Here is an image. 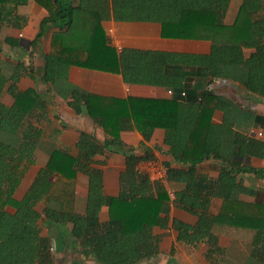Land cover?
Listing matches in <instances>:
<instances>
[{
	"label": "trees",
	"instance_id": "trees-1",
	"mask_svg": "<svg viewBox=\"0 0 264 264\" xmlns=\"http://www.w3.org/2000/svg\"><path fill=\"white\" fill-rule=\"evenodd\" d=\"M30 0H0V27L19 28V7ZM46 11L39 32L30 45L36 47L52 29L51 50L43 56L40 73L48 90L78 114L87 113L90 96L70 82L71 67L121 74L126 84L164 87L170 98L130 97L128 111H97L94 125L115 143L123 144L121 129L132 121L146 141L155 130L165 131L164 144L178 166L167 165L171 183L184 185L174 206L198 217L195 226L174 222L179 241L198 246L210 237L207 258L216 264L220 250L213 229L227 226L255 232L258 253L264 257V203L247 202L252 187L239 175L241 160L263 159L264 140L254 137V126L264 127L259 116L232 99L209 89L196 94L189 78L177 69L205 70L211 81L238 82L245 92L264 98V0H239L232 23L226 18L233 0H78L62 5L60 0H34ZM154 22L162 25V37L201 40L212 44L207 55L112 47L102 22ZM7 44L21 41L7 38ZM247 50L251 53L247 54ZM186 74V73H185ZM33 64L0 56V193L12 179L13 164L33 165L45 128L46 96L32 87L21 90L23 77L36 79ZM185 92V96L182 93ZM8 93L12 106L1 102ZM217 113L221 122H215ZM78 153L54 149L47 165L22 199L11 198L0 213V264H52L53 242L44 236L38 221L67 226L71 235L98 264H134L160 253L156 227L166 228L171 207L166 188L138 169L153 156H126L118 196L104 192L103 172L94 167L95 158L106 146L92 134L81 132ZM213 158L222 164L217 178L199 172V166ZM250 171L264 176V169ZM88 176L89 196L84 215L76 211L78 176ZM213 198L223 200L218 214L210 212ZM38 205L43 206L39 214ZM107 207L110 220L100 221Z\"/></svg>",
	"mask_w": 264,
	"mask_h": 264
},
{
	"label": "crops",
	"instance_id": "crops-1",
	"mask_svg": "<svg viewBox=\"0 0 264 264\" xmlns=\"http://www.w3.org/2000/svg\"><path fill=\"white\" fill-rule=\"evenodd\" d=\"M78 0H60L62 5H72ZM241 2L233 0L228 12L226 22L232 23L237 16ZM17 15L22 18L19 28L0 27V56L12 61H24L33 64L37 70L36 79L23 77L19 82L21 90L36 88L40 94L46 96L48 105L45 109L43 127L45 133L36 151L33 165L13 164L12 179L5 183L0 193V213L6 209L11 198L22 199L26 191L35 181L38 173L44 168L54 149H64L77 155V143L81 132L92 134L98 141L106 146V153L95 158L94 167L103 172L104 192L107 196H118L121 190V174L126 169V156L130 150L138 157L147 154L153 156L154 161L164 165L178 166L174 157L169 154V148L164 144L165 131L155 130L150 140L146 141L138 132L132 121L124 122L121 129L123 144L115 143L110 137L94 125L92 116L97 111H128L130 97L144 98H170L169 89L144 85L126 84L121 74L106 73L80 67H71L70 82L88 92L90 105L87 113L78 115L58 95L50 92L47 85L41 80L43 56L51 50L52 35L57 29H52L41 39L36 47L30 42L34 40L40 29V24L46 16V11L34 0L25 6L19 7ZM102 28L112 47L132 48L139 50L169 51L196 55H207L211 52L212 44L209 41L169 39L162 37V25L154 22H122L115 19L102 22ZM109 31H112L110 33ZM7 38L21 41L20 46L12 47L5 42ZM247 54L251 50L246 51ZM177 73L189 78L190 89L201 94L214 84L216 94L224 95L244 108L250 109L259 116H264V98L245 92L238 82L226 80L225 84H218L219 80L211 81L205 70L177 69ZM186 73V74H185ZM221 80V79H220ZM1 102L12 106L14 99L8 93L2 96ZM215 122H221L222 114L217 113ZM253 129H264L261 125ZM264 140V138H263ZM244 172L239 178L244 184L253 188L251 195H241L247 202L264 203V176H258L250 169H264L263 159L241 160ZM145 161L138 164V169L144 173ZM199 172L212 178H217L221 172L222 164L210 158L199 166ZM79 184L76 190V211L84 215L87 207L89 178L84 174L78 176ZM176 199L182 197L184 185L171 183ZM223 200L213 198L210 212L218 214L222 208ZM36 211L41 214L43 206L38 205ZM169 224L166 228L156 227L154 234L160 237V253L152 258L134 264H212L207 258L210 250V237H206L198 246H189L179 241V232L173 223L180 222L189 226L198 223V217L183 209L170 207L168 214ZM110 220L107 207L100 212V221L106 223ZM38 224L42 227L44 236H50L53 242L52 264H98L70 233L67 226L44 221L41 218ZM213 237L217 239L220 250L216 264H264V257L258 253L255 244V232L227 226H217L213 229ZM214 264V263H213Z\"/></svg>",
	"mask_w": 264,
	"mask_h": 264
},
{
	"label": "built area",
	"instance_id": "built-area-1",
	"mask_svg": "<svg viewBox=\"0 0 264 264\" xmlns=\"http://www.w3.org/2000/svg\"><path fill=\"white\" fill-rule=\"evenodd\" d=\"M109 32L112 33V31H109ZM116 50L118 53H121L123 49L116 48ZM225 83H226V80L218 81V84H225ZM208 89L210 91H215L214 84L211 85ZM168 93L171 96H173L174 94L172 90H169ZM185 95H186L185 92H183L182 96H185ZM251 134L258 139H263L264 129H253L251 131ZM144 173L147 174L152 181L157 182L166 188L167 194L169 196L170 204L171 206H173L176 196H175L174 190L171 188V182L169 180L166 167L154 160H148V161H145Z\"/></svg>",
	"mask_w": 264,
	"mask_h": 264
}]
</instances>
